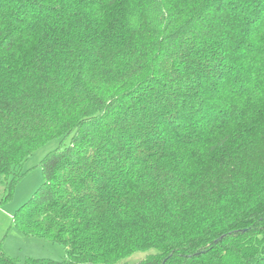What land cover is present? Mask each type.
<instances>
[{
	"label": "trees",
	"instance_id": "trees-1",
	"mask_svg": "<svg viewBox=\"0 0 264 264\" xmlns=\"http://www.w3.org/2000/svg\"><path fill=\"white\" fill-rule=\"evenodd\" d=\"M0 28L3 201L68 140L16 221L64 257L25 264H264V0H0Z\"/></svg>",
	"mask_w": 264,
	"mask_h": 264
},
{
	"label": "rangeland",
	"instance_id": "rangeland-1",
	"mask_svg": "<svg viewBox=\"0 0 264 264\" xmlns=\"http://www.w3.org/2000/svg\"><path fill=\"white\" fill-rule=\"evenodd\" d=\"M67 144L68 140L62 144L60 139H53L36 148L23 162L22 176L14 185L11 197L6 201H3L7 194L5 186H0V232L7 231L8 238L5 243H10L21 254L32 253L30 258L24 259V264L28 259L60 261L64 257V248L61 245L24 236L18 229L16 221L18 223L17 217L20 214L25 215V212L22 214L20 210L26 207L28 201L43 183L41 161L50 152ZM143 255L138 253L125 261L134 263L141 259Z\"/></svg>",
	"mask_w": 264,
	"mask_h": 264
},
{
	"label": "snow or ice",
	"instance_id": "snow-or-ice-1",
	"mask_svg": "<svg viewBox=\"0 0 264 264\" xmlns=\"http://www.w3.org/2000/svg\"><path fill=\"white\" fill-rule=\"evenodd\" d=\"M12 37L8 36L5 38V33L2 28H0V51L7 50L11 48ZM63 159V157H61ZM2 163V160H0ZM57 161H50L49 167L52 168L53 173H56ZM40 200L48 199V193L46 191H40L37 193ZM7 231L0 232V264H24L25 258H30L32 253H23L15 250L10 243H5L7 240ZM43 264V262H41ZM135 264H150L149 258H141L135 262Z\"/></svg>",
	"mask_w": 264,
	"mask_h": 264
}]
</instances>
